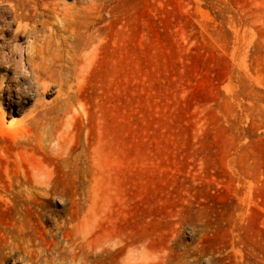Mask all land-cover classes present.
Listing matches in <instances>:
<instances>
[{"label":"rangeland","instance_id":"obj_1","mask_svg":"<svg viewBox=\"0 0 264 264\" xmlns=\"http://www.w3.org/2000/svg\"><path fill=\"white\" fill-rule=\"evenodd\" d=\"M94 8L40 84L0 0V264H264V0Z\"/></svg>","mask_w":264,"mask_h":264},{"label":"bare ground","instance_id":"obj_2","mask_svg":"<svg viewBox=\"0 0 264 264\" xmlns=\"http://www.w3.org/2000/svg\"><path fill=\"white\" fill-rule=\"evenodd\" d=\"M11 1L18 31H28L34 38L18 58L20 71L32 74L43 84L91 45L96 18L94 6L104 0H73L72 4L66 0ZM68 112L65 109L63 114Z\"/></svg>","mask_w":264,"mask_h":264}]
</instances>
